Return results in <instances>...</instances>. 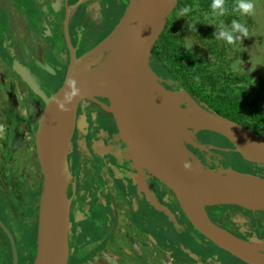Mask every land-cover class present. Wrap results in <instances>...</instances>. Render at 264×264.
<instances>
[{
  "label": "flooded vegetation",
  "instance_id": "af4514ba",
  "mask_svg": "<svg viewBox=\"0 0 264 264\" xmlns=\"http://www.w3.org/2000/svg\"><path fill=\"white\" fill-rule=\"evenodd\" d=\"M123 2L0 0V79L12 82L5 85L6 97L1 101L4 106H0L3 128L0 135V220L13 239L16 264H33L36 254L41 183L30 139L34 121L44 103L16 73L13 61L24 67L49 96L56 89L51 93L47 91L34 75V69L47 71L51 67L52 74L63 72V82L73 55L78 57L91 49L98 50L100 46L94 65L98 64L109 53L102 49L103 42L119 23ZM211 3L212 0H178L164 30L179 22L180 35L187 40L191 30L201 31L204 42L194 41L197 45L192 50L194 53H206L207 40L217 45L215 52L222 57L214 58L211 65L217 73L213 75L215 81L219 83L214 89L216 102L240 100L246 108L249 88L258 85L260 77L247 66L234 63L237 52L243 50L244 38L236 39L232 44L216 38L217 25L221 21L225 26L231 25V0H223L225 13L220 17L212 13ZM182 7L191 9L186 17H178ZM183 40L181 45L185 47ZM231 45L235 48H228ZM228 53H231L229 60L225 58ZM156 75L165 88L187 91L174 88L177 80ZM250 76L255 80H250ZM187 92L197 102L207 104L198 94ZM107 105L106 99L82 101L75 111L67 152L69 264H224L207 254L202 257L201 253L193 252V257L192 251L183 247V254L187 257H167L165 250L156 246L152 233L153 213L162 215L170 223H179L183 231L192 228V224L178 202L130 160L114 116L105 109ZM199 132L192 137L196 143H200ZM186 145L206 166L224 168L219 153L213 151L215 148L199 149L191 143ZM23 152L24 158L18 159ZM154 201L169 213L159 209ZM9 216L17 230L9 224ZM212 220L253 247H264V211L236 209L231 220L220 215ZM193 230L219 248L195 228ZM222 251L229 257V264H249ZM258 252H262L261 249ZM13 261L10 238L0 226V264H13Z\"/></svg>",
  "mask_w": 264,
  "mask_h": 264
},
{
  "label": "water",
  "instance_id": "95a60500",
  "mask_svg": "<svg viewBox=\"0 0 264 264\" xmlns=\"http://www.w3.org/2000/svg\"><path fill=\"white\" fill-rule=\"evenodd\" d=\"M177 3L127 0L118 23L124 22L123 32L115 49L96 65L100 46L78 57L73 55L62 84L49 96L24 67L13 61L16 73L44 103L30 139L41 183L33 264H69L68 146L77 105L99 99L108 100L105 109L114 116L130 160L178 202L192 226L234 257L249 264H264L263 246L243 250L240 242H249L212 220L235 207L264 211V175L233 168L212 169L186 145L216 148L192 140L199 131H211L228 139L244 160L264 164V137L205 108L183 89L165 88L150 66L152 51ZM72 83L79 91L64 103ZM69 119L72 127L60 146L54 136ZM0 226L10 238L16 264L11 234L1 220Z\"/></svg>",
  "mask_w": 264,
  "mask_h": 264
},
{
  "label": "rangeland",
  "instance_id": "374dc122",
  "mask_svg": "<svg viewBox=\"0 0 264 264\" xmlns=\"http://www.w3.org/2000/svg\"><path fill=\"white\" fill-rule=\"evenodd\" d=\"M197 1V0H196ZM209 1V0H207ZM211 1V0H210ZM251 2L254 5V10L250 14H242L237 8V0H231L232 4V20H237L241 24L245 25L248 33L247 38H244V45L243 50L237 52V56L234 60V63L236 65H245L248 67L250 71L256 72L257 76L261 77L260 79H264V0H251ZM125 4V0L122 3V5ZM126 7V6H125ZM125 11V8H124ZM123 11V13H124ZM223 22V21H222ZM224 24V22H223ZM180 27L179 22H174L172 24V27L167 29V32L176 37L177 39V45L182 46V40L183 38L186 39V37H183L180 35V32L182 31ZM207 27V26H206ZM194 28V26H193ZM204 28V27H203ZM218 32V30H217ZM200 33L195 31L194 29L188 32L189 40L192 43V47L189 50L196 49L197 45L195 44V40L204 42L202 38L200 37ZM239 36V34H237ZM184 41V40H183ZM185 42V41H184ZM183 47V46H182ZM168 47L163 46L161 47V51L167 50ZM186 48V47H185ZM228 48H235V45H231ZM232 53V52H231ZM231 53L226 54L225 58L230 59ZM6 57V55H5ZM212 60V65L214 64ZM227 61V60H226ZM185 62V61H184ZM1 67V66H0ZM50 69V70H49ZM47 71H43L41 69H34L33 73L36 76L37 80L40 82V84L50 93L57 89L62 82V76L63 72H56V74H52L51 67H49ZM185 72L188 78H192V70H189L188 64L185 62ZM211 70L213 71V75L216 73L214 72L213 66H211ZM217 74V73H216ZM166 79H170L169 75L165 76ZM250 80H255V78L250 76ZM2 80L0 79V83ZM192 82L194 85L198 87V89L201 90L202 94H210L214 96V89L219 85L216 81L212 84H202L200 80L192 78ZM11 80L6 79V81H3L0 84V106H4L3 98L6 97V86L11 85ZM250 89V88H249ZM2 101V102H1ZM15 105L18 106L17 102H15ZM207 105V104H204ZM22 107V106H21ZM1 111V107H0ZM1 121V119H0ZM263 126L255 125L258 130H261L264 132V122L262 123ZM2 125L0 122V135H2ZM197 137L200 139L201 144L206 145H213L215 147L219 148H226L227 142L224 138L219 136L217 133L211 132V131H200ZM23 138V136L21 137ZM222 159L220 160L224 164V168H234L236 170L242 171V172H250L253 174H263L264 175V168L259 167L256 168L254 164L245 162L242 158H240L237 155H229V156H223L222 154H217ZM25 156V152L22 153L21 156L18 157L23 159ZM228 162H233L236 164H230ZM156 213H153V224H152V233H153V239L156 244V246L163 250L165 255L167 257H187L186 254H183L182 247L185 248L187 251H192L191 254L195 255V253H201V256H207L212 257L213 259H217V261H223L224 264H229L230 259L229 257L219 248L215 247L211 243H208L199 236L193 228H189V230H181L182 226L179 223H170L167 219H165L162 215H159ZM9 224L11 226H14V229L17 230L18 227H16L15 222H13V219L11 216L8 218ZM19 233H22V230H19ZM27 237V235H25ZM24 240V237H23Z\"/></svg>",
  "mask_w": 264,
  "mask_h": 264
},
{
  "label": "trees",
  "instance_id": "16d2710c",
  "mask_svg": "<svg viewBox=\"0 0 264 264\" xmlns=\"http://www.w3.org/2000/svg\"><path fill=\"white\" fill-rule=\"evenodd\" d=\"M124 8L125 4L121 7L119 21L123 16ZM177 39L176 37L168 33L167 30H164V32L162 33L160 39L158 40L156 46L152 51L150 60V65L156 72V74L164 77L169 75L170 80H177L175 81L174 88H185L191 93L198 94L199 96H201L200 100L207 103V105H204V102L200 103L205 108L213 112L222 114L253 130L259 131L264 137V132L258 130V128L255 127V125L263 126L262 123L264 122V109L262 108V105H264V79H260V77V82L258 83V85H256L254 88L249 89L250 91L246 108H244V103H241L240 100L232 103L216 102L217 99L214 96L210 94H202L201 90L193 84L192 78L200 80L202 84L214 83L215 78L213 76V71L211 70L212 60L214 58L218 59L222 57L215 52L217 49V45L207 40V52L194 53L188 48L182 47L180 45L178 46ZM163 46L168 47L167 50L161 51V47ZM184 61L188 64L189 70H192V78H188L186 75ZM244 111L246 112L245 114L243 113ZM219 136L226 140V148L217 147L213 149V151L222 154L225 157L229 155H237L242 158V156L235 150H230L228 148L233 147L228 139H226L222 135ZM244 161L254 165L256 164V168H258V166L264 168V164L253 163L246 160ZM228 163L236 164L233 162ZM224 164L225 163H223V165ZM236 209L249 212V210L245 208L235 207L229 211H226L220 216H222L225 220H231V217ZM191 227L194 228L192 225Z\"/></svg>",
  "mask_w": 264,
  "mask_h": 264
},
{
  "label": "clouds",
  "instance_id": "9594fccd",
  "mask_svg": "<svg viewBox=\"0 0 264 264\" xmlns=\"http://www.w3.org/2000/svg\"><path fill=\"white\" fill-rule=\"evenodd\" d=\"M212 13L216 17H220L225 13V7L223 0H212L211 3ZM236 8L242 14H250L254 10V5L251 0H237ZM191 9L189 7H182L179 10L178 17H186ZM217 39L223 40L229 44L234 43L236 39L247 38L248 30L245 25L241 24L237 20H232L230 26H225L221 21L218 25ZM239 34V36L237 35ZM185 47L190 49L192 43L190 40H185ZM71 91L66 92L64 95V103H69L72 100V97L78 93V89L74 86V83L70 84ZM60 107H63V104H60Z\"/></svg>",
  "mask_w": 264,
  "mask_h": 264
},
{
  "label": "bare ground",
  "instance_id": "6f19581e",
  "mask_svg": "<svg viewBox=\"0 0 264 264\" xmlns=\"http://www.w3.org/2000/svg\"><path fill=\"white\" fill-rule=\"evenodd\" d=\"M123 26H124V22L118 24L115 27L113 34L104 42L102 49L108 50V51H113L115 49L116 44H117L120 36L122 35ZM71 127H72V122H71V119H69L66 122H64V124L58 130V132L54 136V141L58 145L62 146L66 136L70 132ZM240 246L243 250H248L251 248V245H249L248 243H245V242H240Z\"/></svg>",
  "mask_w": 264,
  "mask_h": 264
}]
</instances>
